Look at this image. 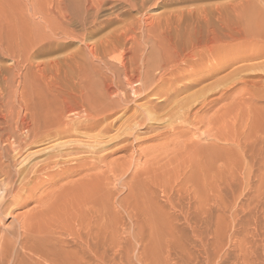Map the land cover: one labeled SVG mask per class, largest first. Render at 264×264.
Segmentation results:
<instances>
[{"label": "rangeland", "instance_id": "374dc122", "mask_svg": "<svg viewBox=\"0 0 264 264\" xmlns=\"http://www.w3.org/2000/svg\"><path fill=\"white\" fill-rule=\"evenodd\" d=\"M71 1L79 4L82 0ZM171 1L172 4L158 6L154 0H146L143 9L128 10L122 1L109 0V4L103 6L98 15L100 20L108 18L112 20L105 25L104 30H99L84 42L64 34L68 29L65 26L67 24L57 14L36 13L31 16L27 12V25L29 24L31 28L29 35L37 50L35 62L41 65L37 70V74L41 73L37 75L41 98L44 97V88L54 85L60 74L45 68L42 65L44 62L42 64L40 62L61 58L78 50L89 59L91 42L103 39L117 29L121 25L120 19H126L125 22L139 19L144 25L164 11L182 10L184 11L180 20L181 22L183 20L182 28L185 23L190 24L195 18L206 26L205 18L198 13L203 9L201 13L203 15L207 13L209 24L213 29L216 28L218 36L222 37L224 31L226 35L223 39L225 43L219 41L217 45L208 49L201 46L196 49L197 52L192 59L181 62L180 66L171 72L167 70L159 74L156 67L164 62L159 55L152 58L153 63L147 67L151 70L150 75L166 78L164 87L171 89L178 87L181 90L178 96L181 106L187 103L182 110L184 113L180 110L177 112V109L152 111L150 117L156 119L151 120L153 127L147 130L140 129L138 137L129 136L126 139L111 137L101 141L99 138L89 137L93 136L95 131L84 135L81 130H75L70 135L58 139H42L43 141L32 144L33 147L32 145L23 147L20 155L13 151V148L19 146L18 141L19 144L25 145L26 137L22 136L28 133L22 129L24 125L20 122L24 113L20 114V119L14 118L12 122L6 117L5 121H10L13 125L12 131L10 129L6 135L4 134L6 130L1 131V135L6 139L0 140V148L4 147V151L0 149V154L14 175L15 182L18 185L21 181L27 184L24 188L17 186L15 194L28 193V196L26 194L28 198L21 206L12 210L13 214L4 213L5 217L0 215L2 238L0 251L18 250L16 255L24 258L25 254V257H28L20 245L22 240L29 242L30 237H34L38 238L32 240L39 241L37 245L46 244V248L48 245L49 249L51 247L56 252L62 249L66 252H71L70 249L82 251L85 249L82 247H85L89 240L94 247L95 264H264V96L260 95L261 88L257 89L251 83H244V80H241L246 74H264V71L245 72L238 69L239 66L248 63L263 62L264 57L247 60L246 56L253 53L249 47L250 42L243 39L244 37L240 39L238 34L239 39L230 40L231 36L234 37L237 33L232 31V28L237 29L242 25V28L250 27L251 21L255 22L254 25L251 23V27L259 24L264 26V17L258 15L259 13L263 16L264 2ZM21 2L25 6L26 0ZM202 6L204 7L201 9ZM213 6H216L215 10L211 9ZM218 7L222 8L223 14H228L224 15L225 18L228 17L227 19L215 18L218 17L215 15L219 14L216 10ZM194 9L198 12L192 11ZM233 9L237 11L234 12ZM234 13L239 14L240 18L245 13L246 20L243 17L242 19L236 17ZM248 17L252 19L256 17V21L262 23L258 24L255 19H250L249 23ZM222 25L225 26V30ZM69 27L81 29L78 23L73 21ZM143 28L145 29V25ZM143 33L138 30L136 34L140 37ZM129 36L127 37L130 38ZM192 39L195 42V36ZM130 48L131 44L123 47V50L117 47L103 60L106 63L109 61L117 63L118 57L123 55L126 57V53L130 55L128 53ZM155 51L157 50L149 43L147 53L150 52V58ZM10 57L0 53V63L8 65L12 61ZM103 60L95 59L92 63L86 59L90 67L96 66L95 68H98L96 70H101L92 76L91 81L95 79L110 84L106 81L107 76L109 82H113V79L115 83L121 81L118 83L120 88L112 97L119 100L121 95L129 105L126 109L120 106L112 117L116 118V124L109 135L114 136L121 131L118 128L129 115L136 113L146 119L148 113L138 107L140 104L150 106L151 109L155 104L164 102L165 98L150 96L148 97L150 101L139 100L131 87H126L121 76L115 77L112 74L115 66L106 64ZM206 70H216V74L207 78L204 76ZM240 70L244 73H239ZM26 72L23 74L25 77ZM43 74H46V78ZM2 81L0 80V84L8 93L10 90ZM76 82H73L74 87L81 88V85L77 84L79 82ZM42 87L44 88L41 89ZM62 96L60 101L64 100V104L71 105L77 101L69 98L66 100L67 98ZM105 97L109 99L108 95H104V99ZM77 103L79 101L75 104ZM76 111L70 115L66 113L67 117L64 119L73 123L77 117L80 118H77V121L82 120L84 111L79 107ZM176 115L179 119H174ZM20 139H23L21 143ZM27 139L28 143L30 139L33 141L32 136ZM61 151L63 153L70 151L71 154L63 157L59 155V158L52 160L49 158L50 154ZM56 160L57 165L54 163L46 165ZM16 171L22 172L21 176ZM2 183L1 180L0 186ZM181 197L184 200H180ZM21 223L23 226L19 230ZM217 236L221 238L219 239L222 242V244L219 242L221 246L216 243ZM3 239L7 243H4ZM77 242L81 247L79 245V248L76 247ZM205 247L210 253H205ZM215 248L219 249L217 253H213ZM53 251L51 252L55 253ZM48 258L44 257L45 260Z\"/></svg>", "mask_w": 264, "mask_h": 264}, {"label": "bare ground", "instance_id": "6f19581e", "mask_svg": "<svg viewBox=\"0 0 264 264\" xmlns=\"http://www.w3.org/2000/svg\"><path fill=\"white\" fill-rule=\"evenodd\" d=\"M120 1H122V3H125V5L128 7V10H132V9L134 10L135 8L143 9L144 4L146 2V0H120ZM157 1L158 0H154L155 4H157L158 6L165 5V4L168 5V4L173 3L171 0H162L163 1L162 3L161 2L157 3ZM108 2L109 0H82V1H79V4H75L71 0H26V3H24L25 6H24L21 0L20 1L0 0V53L10 55L11 56L10 58L12 60L11 61L12 63L10 62L8 63V65H4V64L2 65V63H0V80L4 81L2 82L7 85L8 90H10L9 92L11 93V94L9 92L7 93V89L6 90L3 89L0 84V140L6 139L4 135H1L2 133L1 131L6 130V132L4 133L5 135L8 134L10 129L12 131L13 124H11L10 121L14 120V118L20 119V116L22 115L21 113L23 112L24 116L22 115L21 117L22 121L20 120V122L21 124L24 125V128L22 127L21 128L26 130L28 134L25 131L24 135L26 134L27 135L22 136L24 138L26 137L25 139L23 138L25 140L24 142L25 145L21 143V140L23 139H20L21 144H19L18 143L19 141H18L17 145L19 146L13 148V151H15L16 153H20V151H22V149H24L25 147L30 146L36 142L38 143V141H41L42 139H56V138L58 139L59 137L70 135L71 132L75 130H81L84 135H88L89 132L95 131L93 136H89V137H92V138L94 137L97 139L99 138L101 141H103V139L105 138H111V137H125L124 139H126L129 136L138 137V133L139 131H141L140 129L147 130L153 127V123L151 122V120L155 118L150 117L151 113H153L152 111L156 112V111H159L160 109H162V111L163 110L170 111L173 109H177V112H179L180 110L181 113H184V111L182 112V110L185 109V104L187 102L183 104L184 106H181L182 103L180 104V101H179L180 99L178 98L179 94L181 93V90H179L178 87L173 88V89L164 87L163 84L167 82V80H165L166 78H163V76L157 77V75L155 76V74L153 76L150 75L151 70H149L147 67H149L153 63L152 58L159 55L161 57V60L164 62V63L158 64V66L156 67V70L159 72V74L164 73V71H167V70H169L170 72L174 71L175 68L180 66L181 62L186 61V59L187 60L192 59L194 57L195 52H197L196 49L200 48L201 46H203L201 47L203 49L205 48L208 49L214 45H217L216 43H218L219 41H223L226 35L225 31L222 37L218 36L215 30L216 28L213 29L212 28L213 26L209 24V20L207 19V16H206L207 13H204V15L201 13L204 11L202 9L204 6L201 7L202 10L200 9L201 10V11L199 10L200 12H198V10L196 11L195 9L192 11H195V13L198 12L199 15L205 18L204 21H205L206 26L202 24L201 22L199 23L198 18H195V20H193V22H191L190 24L185 23L184 24L185 26L182 28L183 20L182 22L180 21L181 17L184 15V11L182 10L181 12L177 10L176 11H164L162 14L158 15L157 17H152L151 21L148 24L144 23L145 29L143 28L144 25H142L141 23L142 20L140 21L138 19V20H134L133 22H129V21L125 22L126 19L125 20L120 19L121 25H119L117 29H115L114 31H111L105 38L94 41V43H92L93 41L91 42L92 46L89 47L90 49L88 52L89 59L87 57L85 58V56L82 55L81 50H78L75 52H71L69 55L67 54L61 58L56 57L53 59H49L47 61L43 60L40 63L42 64L44 62L42 65H44L45 68H49L51 71L55 70L58 74H60V77H58V79L56 78L57 81L54 79V81H56L54 82L55 83L54 85L52 86L48 85L45 88L44 87L41 88V89L44 88V94H43L44 97L41 98V95H39V91H40L39 85L37 83V75L41 74V73L37 74L38 72L37 70L41 65L35 62V59L37 56V50L34 46V41L29 35V31L31 30V28L29 24L27 25V19H28L27 12L31 16L36 13H41L43 15L44 14L52 15L53 13L57 14L67 24L65 26L68 29L64 32V34L71 38L73 37L79 38L81 41L84 42L85 40H88L91 37H93L95 33L98 32L99 30L100 31L101 29L104 30V28L106 27L105 25L108 24L112 20L110 18H108V20H100L99 15H98V12H100L103 6L105 7L106 4H109ZM262 2H264V0ZM214 7L216 6H213V8L211 9L215 10ZM224 8L227 9L226 7ZM221 9H222L221 7L220 8L218 7L216 9L219 14L215 15V16H218L215 18H219V17L225 18L224 15L227 13L223 14ZM233 10L234 12L237 11L235 9ZM237 13L238 12H236V14ZM244 14L245 13H243V15L240 18L238 16L239 14L235 15L234 13V15L236 17L238 16L240 19H242V17L243 19L245 18ZM262 14L263 16L258 13V15L261 16V18L264 17V13ZM227 18L228 17H226L225 19ZM250 19H252V17L249 18V23H250ZM72 21L78 23L81 29L80 30H75L73 28L70 29L69 26ZM226 21H224V23H226ZM241 21H240V24L244 20L242 22ZM251 23L249 25L250 27H247V28L245 27L242 28L243 26L242 24H241L242 25L241 27L236 25L239 27V28L237 27V29L236 28L231 29L230 27L232 31L237 32L235 34L236 36L234 37L231 36L230 40L235 39L236 41V39L238 38L237 37V34H238L240 35L239 36L240 39L241 37L242 38L244 37L243 39H245L247 42H250L249 47L251 48L253 53L252 55H248V57L246 56L245 59L247 60H252L256 58L258 59L260 57L261 58L264 57V28H263L264 26L262 27L259 24L262 22L258 21L259 25L251 27V25L252 24L254 25L255 22L252 24ZM245 24L247 25V23ZM223 29L225 30V26H223ZM138 30H140L142 33L144 32L143 35L140 37L136 34ZM182 32H184L183 35L181 34ZM127 36H129L130 38H128ZM194 36L196 38L195 42H193V39H192V37ZM149 43L151 44L152 48L157 50L154 52L151 58H150L151 51L147 53V46H149ZM223 43H225V41H223ZM128 44H131V48L128 51L130 55L128 56L126 53V57L125 55L118 57L117 63L109 61L110 64H113L115 66V69L113 70V73L112 71L111 72L108 71V72L114 74L115 77L121 76L122 81L125 82L127 86L125 84L124 85L126 87L130 86L132 92L136 95V97H139V100H147L148 97L150 96L151 97L163 96L165 98L164 99L165 101L155 104V106H153L151 109L149 108L150 106L146 107L145 105L140 104L138 107L141 108L142 111L144 112L147 111L148 113L146 116V119L144 120L143 118L139 117V115H136V113H133L129 115V117H127V119L124 120L122 126L118 128V130L121 129V131L117 130L118 133L116 135L110 136L109 134L111 133L112 129L114 128V125L116 124V118H112L113 115L118 111V108L120 106H124L123 108L126 109L127 107H129V105H128L127 100L124 99L123 96L121 97V95H120L119 100H116L114 97H112L115 94V92H117L118 88H120L118 83L121 81L118 80V82L116 81L115 83L114 82L115 79H113V76H112L113 82L111 81L112 83L109 82L108 76L106 77L107 78L106 81H108V83L110 84H104L102 81H95L94 78H93L94 81H91L92 76L95 74H98L97 71H101V70H96L98 69V68H95L96 66L94 67L95 69L92 66L90 67L89 64L86 63V59L92 63L95 59L103 60L104 58L109 57V55L114 51L115 48L120 47V49L122 48L123 50V47H127ZM46 48H49V47H46ZM39 51H42V50H39ZM124 51H125V48H124ZM198 52H200V50H198ZM109 63H106V64H109ZM108 66L109 65H107V67ZM238 69H241L245 72L264 71V61L256 62V63H248L246 65L239 66ZM241 70L239 71V73L243 72ZM24 71L25 72L27 71L26 77L23 75ZM215 74H216V70H208V71L206 70L204 76H206L207 78H211ZM43 75L46 78V74H43ZM50 75H51V72H50ZM54 75H56V73ZM54 75L52 76L54 77ZM102 75H103V72H102ZM241 80H244V83L245 82L251 83L252 86L256 88L257 87L261 88L262 91H260V95L264 96V74H258V73H256V75L246 74L241 78ZM75 81L79 82V83L77 82L76 83L80 84L81 88L79 86H77L78 88L74 87L73 82ZM68 82H72V84ZM76 83H74L75 86L77 85ZM43 86H45V84H43ZM187 87L188 86H186V88ZM119 92H122V91H119ZM62 95L67 98L66 100H68V98L70 100L74 99V100H77L76 102L79 101V103H77V105L75 104L76 102L75 103L73 102L75 105L73 103H72L73 105L64 104V100L62 102L60 101V97ZM104 95H108L109 99L106 97L104 99ZM135 95H134V99H136ZM148 101H150V99H148ZM182 101L184 100L182 99ZM42 102H44V104ZM77 107L82 108V110L84 111L83 113H85V115L82 113L84 116L81 115L82 120L77 121V118H79L77 117L75 118L76 121L73 123L71 121H67L66 119H64L65 117H67L66 113H69V115L74 114ZM77 112L78 111H76V113ZM180 116H182V114ZM6 117L10 118L9 122L5 121ZM166 117H168V113ZM175 118H178V116L176 115L174 119ZM167 119H170V118H167ZM159 120H160V117H159ZM170 121L172 122V120ZM15 131H18V130H15ZM143 133L145 132L143 131ZM7 136H10V135H7ZM31 136L33 138V141L31 142V139H30V143H28L29 140L27 138ZM12 139H13V136H12ZM14 144H16V142H14ZM3 148H0V149H3ZM70 151H66L65 153H63L62 151L56 152V153L54 152L53 154H50L51 156L49 158H51V160L56 159L59 155H62L63 157L66 154L68 155L71 154ZM18 155L15 156V158H17ZM3 159L4 158L0 154V179L3 182L2 185L0 186V192H2V195H0V215L5 217V215H3L4 213L13 214L12 210L17 208L18 206H21V204H23V202L28 198L27 197L28 193H26L27 196L26 194H22V193L19 194L18 192H16L18 194H15L14 190L17 188V186L18 188H21L22 186L24 188L27 186V184L24 181H21L19 185L17 184V182H15L14 175H12L8 164H5ZM51 163L56 164L57 160L56 162L50 161L46 165H50ZM20 171H16V173L20 174L21 176L22 172L20 173ZM19 181L20 180H18V182ZM168 197L170 198L171 196H168ZM180 200H184V199L182 198ZM22 224L23 223L20 224L19 230L23 226ZM22 229H25V228H22ZM1 239H0V242L2 244ZM219 239H221L219 238V236L215 237L216 243L219 244L220 242V244H222V242L219 241ZM3 240L5 241V239ZM32 240H38V238L30 237L29 242L27 240H22V243L20 245L21 249H24L26 254L28 255V257L26 256L27 260H26L25 254H24V258L15 254L18 250L15 252L14 250L11 251L9 249H2L0 251V264H95L96 260L94 259V254H93L94 247L89 240L86 242L85 247H82L83 249L85 248L82 251L81 249L79 250L77 249L76 251L74 249L73 251L72 249H70L71 252H66L64 251L65 249L63 250L61 248L62 251L56 252V251H53V249L50 247V249H52L51 251L55 253H52L50 251L48 245L46 248V244L44 246H41L43 244L37 245L39 241H32ZM4 243H7V242L5 241ZM78 245L79 247H81V244L79 242L76 243V247H78ZM21 249L19 251H21ZM218 250L219 249L215 248L213 253H217ZM208 252H209V249L205 247V253H208ZM45 256L46 258L48 257L49 258L45 260L44 259Z\"/></svg>", "mask_w": 264, "mask_h": 264}]
</instances>
